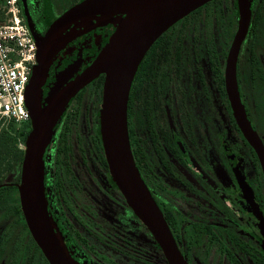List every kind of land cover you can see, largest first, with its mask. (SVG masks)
<instances>
[{"label": "flooded vegetation", "instance_id": "af4514ba", "mask_svg": "<svg viewBox=\"0 0 264 264\" xmlns=\"http://www.w3.org/2000/svg\"><path fill=\"white\" fill-rule=\"evenodd\" d=\"M77 1L17 5L39 38ZM237 18L236 0L197 6L166 28L153 41L152 54L144 56L151 45L147 48L128 88L125 118L133 162L187 264H264V176L225 88ZM113 27L97 23L52 54L41 105L59 72L81 55L68 79L80 72ZM82 43H91L87 47L94 51L70 55ZM234 77L245 115L264 146V0H249ZM102 81L101 73L77 90L52 126L42 154L47 213L78 264H169L108 169L99 134ZM17 146L23 150L24 143ZM20 166L0 171V264H50L20 207Z\"/></svg>", "mask_w": 264, "mask_h": 264}, {"label": "water", "instance_id": "95a60500", "mask_svg": "<svg viewBox=\"0 0 264 264\" xmlns=\"http://www.w3.org/2000/svg\"><path fill=\"white\" fill-rule=\"evenodd\" d=\"M206 1L79 0L55 17L39 38L31 32L36 54L24 90L30 129L24 140L17 188L29 232L50 264L78 263L65 248L46 210L43 150L55 120L71 96L101 73L99 134L112 179L132 211L157 240L168 263L187 264L133 162L126 132L125 105L132 75L147 48L172 23ZM236 4L238 18L226 55L225 88L233 116L255 150L264 176V146L245 115L235 85L234 63L249 21V0H236ZM109 19H115L116 25L93 60L71 79H68L69 69L58 76L41 105V85L52 54L74 35Z\"/></svg>", "mask_w": 264, "mask_h": 264}, {"label": "built area", "instance_id": "2783aa9c", "mask_svg": "<svg viewBox=\"0 0 264 264\" xmlns=\"http://www.w3.org/2000/svg\"><path fill=\"white\" fill-rule=\"evenodd\" d=\"M2 8L6 18L0 23V125L12 121L19 127L29 120L24 90L35 62L36 43L17 0H3Z\"/></svg>", "mask_w": 264, "mask_h": 264}, {"label": "trees", "instance_id": "16d2710c", "mask_svg": "<svg viewBox=\"0 0 264 264\" xmlns=\"http://www.w3.org/2000/svg\"><path fill=\"white\" fill-rule=\"evenodd\" d=\"M3 0H0V23L4 22L6 14L4 9L1 7ZM18 5L20 6L19 0H17ZM166 31V30H165ZM165 31H163L155 41L162 39ZM154 41V42H155ZM154 42L148 48L144 56L150 55L151 48L155 47ZM30 129L29 120L19 127H16L14 122L9 121L6 125H1L0 127V171H4L11 167L13 163H17V166L20 165L22 160V149L18 148L17 141L24 143L25 136ZM18 176V175H17Z\"/></svg>", "mask_w": 264, "mask_h": 264}, {"label": "rangeland", "instance_id": "374dc122", "mask_svg": "<svg viewBox=\"0 0 264 264\" xmlns=\"http://www.w3.org/2000/svg\"><path fill=\"white\" fill-rule=\"evenodd\" d=\"M1 7H2V5H1ZM107 23H110V24H112V25H114V27H115V25H116V20L115 19H109V20H105V21H100V22H98V24H107ZM95 25V24H94ZM94 25H92V26H90V27H88L87 29H85V30H88V29H90V28H93L94 27ZM113 27V28H114ZM84 31V30H83ZM82 32V31H81ZM80 34V33H79ZM72 38V37H71ZM70 38V39H71ZM69 40V39H68ZM67 42V41H66ZM66 42H64L57 50H59V49H61L64 45H65V43ZM93 43H94V41H93ZM99 44H100V42H98ZM91 44V43H90ZM89 44V45H90ZM89 45H87V44H85V43H82V48H79V47H77V48H73V51H72V53L70 54V55H72V56H74V55H76L77 53H79L78 55H80L81 54V52L80 51H82V52H87L86 54L88 55V54H91V52L92 51H94V49H92V48H90V47H87V46H89ZM57 50L55 51V52H57ZM55 54V53H54ZM85 57V56H84ZM82 57H81V55L78 57V60L76 61V60H73L72 62H70V63H68L67 64V66L64 68V70L62 71L61 70V72H59V74L56 76V79H57V77L58 76H60L64 71H66L67 69H69L70 70V74L69 75H71L74 71L76 72V70L78 69V66H79V64H80V59H81ZM83 60H85V58H83L82 59V61ZM78 62V63H77ZM77 74V73H76ZM75 74V75H76ZM74 75V76H75ZM0 127H1V125H0ZM18 143H21V141H17V145H18Z\"/></svg>", "mask_w": 264, "mask_h": 264}]
</instances>
